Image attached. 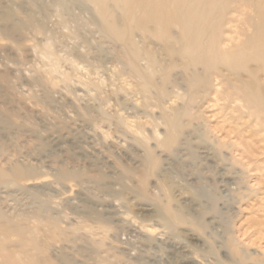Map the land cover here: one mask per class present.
I'll use <instances>...</instances> for the list:
<instances>
[{
	"label": "rangeland",
	"instance_id": "rangeland-1",
	"mask_svg": "<svg viewBox=\"0 0 264 264\" xmlns=\"http://www.w3.org/2000/svg\"><path fill=\"white\" fill-rule=\"evenodd\" d=\"M106 7L0 0V264H264V123L227 90L264 75L192 83Z\"/></svg>",
	"mask_w": 264,
	"mask_h": 264
},
{
	"label": "bare ground",
	"instance_id": "bare-ground-1",
	"mask_svg": "<svg viewBox=\"0 0 264 264\" xmlns=\"http://www.w3.org/2000/svg\"><path fill=\"white\" fill-rule=\"evenodd\" d=\"M91 1L100 5L102 14L106 3V10L121 15L122 25L108 21V29L125 40L129 55L139 54L132 49L134 30L156 36L166 45L168 56L180 58L192 83L211 76L264 75V0ZM226 32L233 35L226 37ZM149 52L145 56L151 65L154 58ZM240 80L227 86L232 100L242 99L247 108L262 115L259 119L264 123L263 92Z\"/></svg>",
	"mask_w": 264,
	"mask_h": 264
}]
</instances>
